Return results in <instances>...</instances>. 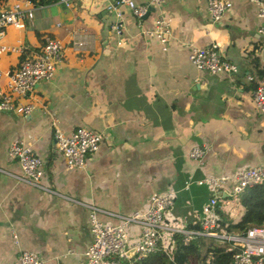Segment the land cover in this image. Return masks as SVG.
I'll return each mask as SVG.
<instances>
[{"label":"crops","instance_id":"1","mask_svg":"<svg viewBox=\"0 0 264 264\" xmlns=\"http://www.w3.org/2000/svg\"><path fill=\"white\" fill-rule=\"evenodd\" d=\"M117 1L34 2L23 28L5 27L1 41L21 52H0L4 71L38 50L45 34L62 41L64 55L55 74L26 98L35 103L29 114L0 110V167L20 172L7 152L11 142L23 141L42 156L46 178L57 190L127 213L145 206L151 193L173 188L167 220L194 227L212 195L199 179L264 163V112L254 108L256 81L247 80L243 59L251 56L257 79L264 78L257 7L231 0L232 7L213 23L208 0H164L171 37L162 48L139 33L136 17ZM157 14L153 7L143 24L149 26ZM115 19L122 44L111 28ZM75 40L82 46L75 47ZM213 42L237 65L233 81L227 74L201 72L189 59L191 46ZM55 125L66 134L80 125L101 132L102 143L85 167H67L56 150ZM196 145L206 147L200 159L189 156ZM218 210L227 225L240 219L244 207L227 188ZM90 241L83 205L0 171V264H11L21 250L36 252L45 264H82Z\"/></svg>","mask_w":264,"mask_h":264},{"label":"built area","instance_id":"2","mask_svg":"<svg viewBox=\"0 0 264 264\" xmlns=\"http://www.w3.org/2000/svg\"><path fill=\"white\" fill-rule=\"evenodd\" d=\"M69 4L70 0H60ZM257 7L260 19L258 32L264 36V0H249ZM164 0H145L136 3L135 0H118L117 3L129 7L136 17L139 33L159 42L166 48L171 37V16L163 13L161 4ZM111 6H109L110 8ZM151 7L158 14L147 26L143 24L142 16ZM232 7L231 0H208L207 11L213 23L221 21L224 14ZM35 4L32 0H0V52H21L15 44H5L1 41L7 26L23 28L25 18H32ZM120 17V13H117ZM112 30L119 35L118 44L123 43L121 23L113 20ZM75 47L82 42L75 40ZM64 45L62 41L50 34H45L41 46L20 60L14 69L3 72L5 82H0V110L17 114H29L34 108L33 101H26L36 84L51 78L62 62ZM189 59L201 72L210 74H227L233 81L237 65L227 58L224 49L213 42L207 46H191ZM247 61V80L256 81L252 91L254 108L264 112V78L257 79L256 70L251 56H243ZM2 70L0 69V76ZM24 99L20 102L19 99ZM55 124V122H53ZM56 150L63 156L67 167L83 168L88 160L99 149L103 136L101 132L80 125L66 134L56 125L53 127ZM205 146L196 145L189 153L191 158L200 159ZM8 157L20 165V172L0 167V171L15 179L41 189L57 194L63 199L83 205L87 210L88 228L91 241L84 251L82 264H134L143 256L160 248L167 250L173 246L174 236H181L184 242L196 237H204L216 242H227L234 249L230 264H264V225H250L245 230L228 231L223 229L221 215L218 210V200L223 190L230 188V194L237 195L245 187L253 184L264 185V163L244 166L231 173L207 175L197 182L206 184L212 195L202 204L201 216L197 227L185 226L181 222L172 223L167 220V214L173 207L175 190L169 188L162 192H153L147 203L141 208L122 213L105 208L98 204L65 194L52 186L47 180L44 170V160L23 141H13L8 147ZM133 250L131 256L129 250ZM11 264H45L44 260L34 251L21 250Z\"/></svg>","mask_w":264,"mask_h":264},{"label":"trees","instance_id":"3","mask_svg":"<svg viewBox=\"0 0 264 264\" xmlns=\"http://www.w3.org/2000/svg\"><path fill=\"white\" fill-rule=\"evenodd\" d=\"M36 3H49L56 0H32ZM39 35V34H38ZM244 211L238 221L220 226L226 230H245L250 225H264V185L253 184L237 194ZM198 224L194 227H197ZM233 229V230H232ZM234 249L230 244L219 243L204 237H196L184 242L181 236H174L169 250L160 248L151 252L134 264H230ZM120 264H128L121 262Z\"/></svg>","mask_w":264,"mask_h":264},{"label":"water","instance_id":"4","mask_svg":"<svg viewBox=\"0 0 264 264\" xmlns=\"http://www.w3.org/2000/svg\"><path fill=\"white\" fill-rule=\"evenodd\" d=\"M150 10H153V7H151ZM148 12H149V10H148ZM148 12H146V13L142 16V18H146ZM262 40H264V38H262ZM132 254H133V250L131 249V250L128 251V255L131 256Z\"/></svg>","mask_w":264,"mask_h":264},{"label":"rangeland","instance_id":"5","mask_svg":"<svg viewBox=\"0 0 264 264\" xmlns=\"http://www.w3.org/2000/svg\"><path fill=\"white\" fill-rule=\"evenodd\" d=\"M0 61H2L1 58H0ZM1 65H2V62H1V64H0V69L2 70V75L0 76V82H3L4 79H5V76H4V74H3V71H4V70L2 69L3 65H2V67H1ZM19 100H22V99H19Z\"/></svg>","mask_w":264,"mask_h":264}]
</instances>
